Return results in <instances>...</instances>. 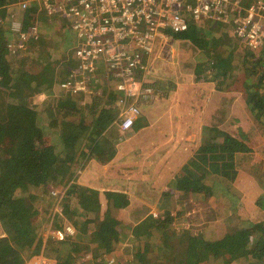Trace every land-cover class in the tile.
Instances as JSON below:
<instances>
[{
	"label": "trees",
	"instance_id": "16d2710c",
	"mask_svg": "<svg viewBox=\"0 0 264 264\" xmlns=\"http://www.w3.org/2000/svg\"><path fill=\"white\" fill-rule=\"evenodd\" d=\"M6 1L15 0H0V17L7 15L1 8ZM23 15L25 26L33 24V10H26ZM43 36L27 43L29 52L43 56V46L49 44ZM170 36L173 40L188 41L200 50L203 58L197 60L195 74L204 71L203 64L209 58L212 70L202 79L214 81L218 90H239L253 120L264 127V46L256 51L248 50L241 64L230 68L224 55L232 53L238 40L222 23L188 21L184 29L171 32ZM227 42L230 50L226 52L223 46ZM4 48L0 45V228L4 233L0 236V264H21L23 257L29 255L27 244L38 243L39 227L51 218L45 209L49 202L43 198L44 190L65 187L97 144H102L105 150L110 147L107 130L115 125L116 91L93 95L87 100L78 94H67L66 98L49 96L44 102L35 103L34 94L47 92L53 85L59 87L58 82L45 65L33 74L4 71L8 64ZM148 102L139 103L140 108ZM142 125L139 116L131 130L136 131ZM52 134L57 137L56 141L51 138ZM198 143L191 157L169 181L159 204L162 211L156 218L145 217L141 222L146 224L145 229L141 225L131 227L136 239L141 238L143 242L138 241L135 258L119 264H230L241 258L248 259V264H264V191L254 201L260 211L256 212L255 222H251L254 229L251 235L242 231L245 221L250 220L238 210L236 214L244 217V225L237 224L235 231H228L217 239H198L185 227L167 230L170 216L176 208V215L184 211L182 203L186 199L242 196L235 183L242 169L241 161L244 163L253 151L248 135L238 130L230 133L208 123L202 125ZM69 186L62 198L60 214L73 225L76 233L71 240L63 242L47 238L43 254L55 259L57 264H105V258L98 257L97 253L89 258L92 261L79 256L78 242H99L97 251L111 249L122 242L125 236L122 229L130 225L113 215L112 208L121 212L130 200L121 191H100L78 184ZM32 188L37 190L31 191ZM179 193L185 201L179 200ZM60 214L53 216L52 227L63 226ZM89 225H92L91 234H88ZM154 232L160 235L158 243ZM80 237L84 238L77 239ZM33 253L38 254L39 249Z\"/></svg>",
	"mask_w": 264,
	"mask_h": 264
},
{
	"label": "rangeland",
	"instance_id": "374dc122",
	"mask_svg": "<svg viewBox=\"0 0 264 264\" xmlns=\"http://www.w3.org/2000/svg\"><path fill=\"white\" fill-rule=\"evenodd\" d=\"M8 2L10 3L11 1ZM5 3H7V1ZM18 14L20 15L21 12H19ZM44 16L45 15L42 16L40 15V22L38 25L39 35L43 34L44 35L43 37L44 38L46 37V39L49 40V44L43 46L44 49L43 56H40L38 52H33V51L29 52L26 44L24 46L26 48H21V49L16 48L15 50H12V52H10L7 49L8 47L6 46V44L8 42L11 43L19 42L20 40L12 39L15 38V36L9 32L7 23L0 25V45L5 46L4 57L8 61V64L6 63L7 67L4 68V71L7 72L9 70L14 72L25 71L28 72L29 74L30 73L33 74L38 70H40L41 67H43V65L48 66L50 70V74L55 79V82H58L59 87L53 85L51 89H49V91L47 92L41 91L34 94L33 99L35 103H39V104L44 102V100H46L49 96L59 97L64 95L66 98L67 94H78L81 95L83 100L84 99L87 100L88 98H91L93 95H97V94L101 95V93H107L113 91L114 89L112 82H109V80L106 78V74L102 70L98 75V83L96 84L95 88H93L94 90H92L93 91L92 93L89 94H82L79 92L74 93L71 91H66L61 89L60 83L63 82L65 78H68L69 71L76 65V62L78 61V58L73 54L78 40L75 39V35L73 31L67 26L62 24L64 22L58 23L55 20L47 21L46 19L43 18ZM45 24L46 26H44ZM222 26L226 30L230 29L228 23L222 24ZM172 43H173L172 48L174 51L170 52V54H167L165 52V48L168 45H171ZM228 44L230 45V43L227 42L223 46V49L226 52L230 50ZM40 46L38 45V48H40ZM236 47L237 45H235L234 48L232 49V53L228 52L227 54L224 55V58H228L225 60L229 62L230 68L239 66L241 64L240 61L242 60L244 54H247L248 51L245 50L242 52H237L235 51ZM198 52L199 50L195 46H193L190 42L185 40L182 41L176 39L174 41L173 39H168L165 41V43H162V45L161 43H157L152 55V60L154 61L153 65L155 68L154 85H153L155 90L157 89L156 91L161 92V90L170 89V91H172L173 88H175L177 82L174 76L177 75V78H180L184 84L182 85L183 89H181V91H183L184 94L187 96L189 95V93H192L194 89L193 90L189 89V85L191 84V81L194 79L195 82H199L201 76H203V78H206L207 76L210 75L209 72H211L212 70L210 69L211 64L210 62H208L210 61V59L208 58V61H205V63L203 64L202 71L203 70L204 71L200 72L199 74L194 73L195 64L197 60L201 59L200 57L201 55H199ZM172 75L174 76L172 77ZM1 76L2 74H0V79ZM50 78L52 79V77ZM198 78L199 80H197ZM155 81L158 82L156 83ZM212 83L215 84V82ZM211 89L213 88L211 87ZM96 90H98V92H96ZM228 91L229 93L226 94V96H229L228 97L229 102L226 103V99H224L225 100L224 104L220 108H215L216 110L215 113L208 103L207 89L202 94L203 96L202 102H198L199 94L201 93V91L198 90L195 93H193V97L191 100L194 104L192 103V106L194 108L196 107L197 109L198 108L202 109L204 106H209L211 113L208 114L207 117H205L204 119H201L200 113L203 111L196 110L198 116L197 119L198 126L195 132V129L193 128L195 127V125L192 124V128L194 131L193 130L191 131L192 133L194 132L196 133L198 139V137H200L201 134L202 125L209 123V124H215L230 133L231 132L237 133L238 130V132L244 131L248 135L250 139V143L252 144L253 147V151L250 156L247 155V157H245L246 160L244 161V163L243 161H241L242 169H240L239 171L242 174L239 175L235 185H237L238 188L241 189L242 191L241 195L243 194L249 195V198L252 200L251 207L253 208V210L252 211L249 210L247 206L240 205V208L236 207L238 199H240L242 196L241 197L236 196V198L234 199L227 198L228 201L226 199V196L224 195H222L219 199H217L215 196H212V197H206L203 200H196V201H190L187 199L185 201L183 196H179V200L181 202L185 201L182 203L184 211L176 215L177 208L176 210H174V213L170 216L171 218H169V221L166 225L168 231H171L172 229L180 230L183 227H185L191 229L192 233L198 239L202 238L204 240H207L208 238L205 237V233L203 232L204 229L206 230L207 229L211 230L214 228L218 229L220 226L221 228H223L224 232L235 231L234 228L237 224L239 223L243 224L242 218L244 217L240 216L239 218L238 217L239 214L238 213L236 214L237 210L241 213V209H242V211L244 212L246 211L248 213L247 218L248 220H250V221L247 220L245 221L246 225L242 228V231L249 235L254 233V229L251 227V222H255V220L258 218L256 212L260 211V209L254 205V201L259 195H261L262 191H264V127H262L260 124H258L256 121L253 120L252 112L248 107V105L244 103L243 99L240 98L239 101H236V97H238L241 94V92L239 90H228ZM115 94L118 97V94L116 92ZM116 99L114 100V106ZM203 99H205V101H203ZM181 113L184 112L180 111L179 113L180 115L176 118V120H179L181 124H186L188 120L184 121L181 117ZM184 114L188 116L189 110ZM39 117H41V115ZM169 117L174 125V116L172 111L171 114L167 113V118L169 119ZM134 131L135 130H129L127 132H123L119 129V127L115 123V125L111 126L107 130V135L110 141L109 148H106L105 150L102 144H97V147L95 149L92 148L91 152L89 150L90 157L89 159H87V161L82 163L83 165L81 164L76 169L73 166V169H75L74 178H71L69 182L67 181L68 184L65 187L62 188V187L52 186L50 188V192L44 190L45 196L43 198L47 199L49 202L48 206H46L45 209L49 214H51V218L49 219V221L42 222V225L39 227L38 235L41 238L43 236L44 240L46 239L47 236L45 235V233L47 226L48 225L50 226L51 220L53 219V216L55 214H60L62 208L61 207L62 198L64 196L66 188L72 184L84 185L82 183V180H85L83 178V174H84L83 170L84 169L86 170L87 163L89 164V162H92L91 164H93V162H95L94 163L95 166H92L89 172V176L92 178V180H94L93 177H104L106 174L113 176L119 174L118 171L119 164L118 165L114 164L116 163L115 159L117 158L118 155H120V153H116L117 149H119L118 148L119 146H122L124 150L123 152L126 153L125 151L128 149L127 146L132 143L133 134L135 133ZM45 135L47 136L46 133ZM174 135L175 134L165 135L164 139H161L158 143L157 142L155 143L156 145L163 144L164 147L167 146L166 148L161 147V149L158 151L160 154H162L161 157L165 160L164 163L161 162L162 164H159V166H163V167H161L162 174L157 176L158 183L161 182L162 177L164 175L163 169L165 175H167V178L174 177V175L178 173L180 170L178 166V164L180 163H178L174 167L173 160L175 162L184 161L189 154V152L185 150L182 152V158H179L177 157L178 154H175L174 151L170 150L169 146L172 145V143L175 141H186V142L189 141L187 143H192V144L194 142H197V139L196 141H193L192 139H189V137L180 134L179 135L176 134L177 138L174 140V138L176 137V135L175 136ZM51 138L54 139V141L57 140L55 134H52ZM138 139L140 140L137 143L141 146L145 142H146L145 144L150 143V140L142 141L141 135L139 134L135 135L134 137V140L138 141ZM149 153L151 154V157L154 158L152 152ZM161 157L160 160L162 161ZM96 159L101 161V168L103 169L96 167L98 165L97 162L99 163V161ZM143 159L144 158L137 161L136 163H132L133 165L137 164L133 166V169L134 168L137 169L135 170L136 172H142V170L144 169V166L141 163ZM125 162L129 163L131 162V160L125 158ZM127 171L128 169L125 168L123 171L120 172V175L122 176L126 175ZM144 173H149V170L145 169ZM139 177L141 178L142 176L139 175ZM165 182L166 183L163 186L159 185V188H167V186H169L168 179H166ZM124 183L127 185L130 183V180L125 178ZM139 187L143 188V185H140ZM35 190L37 189L32 188L31 191H35ZM51 190H57L60 191V193L52 194ZM101 196L100 198L101 201L103 202V198ZM156 201L158 200H151L149 203L147 202L144 203V200L141 197L138 199L131 198L130 204L123 211L119 212V210L112 208L113 215L117 216L120 220H122V222H126V224L130 225V227L127 228L124 227L122 229V232L125 233V236L123 238L124 240L122 242L116 243L111 249L108 250L101 249L99 251L96 250V247L100 244L99 242L92 241V243H84L80 241L78 242V245L80 246L79 256L81 255L82 257H84V259L86 258V260L89 261H92L89 258L90 257L92 258V256H94L93 254L95 253H97L98 257L102 256V258L113 256V258H115L116 260V264H119L122 260L124 261L127 260L126 262H128V260L135 258L134 252L138 246V241L142 243L143 240L141 238L138 240L136 239L135 235L131 231V227L135 228V226L141 225V222L145 219V217L147 218L148 216H152L156 218L158 216L159 212L157 211L156 208H153L155 207L154 205ZM150 203L152 206H150ZM40 209L42 210L41 207ZM60 220L62 224L69 223V221L66 220V218H63L61 214H60ZM140 227L141 229H145L146 224L142 223ZM91 230H92V225H89L88 234H91L90 233ZM153 236L156 239L155 241L158 243L160 240V235L157 232H154ZM82 238L84 237H80L77 239H82ZM27 246L29 247L28 254H30V256L34 255L33 253L34 249L40 247L41 250L42 248L41 243L39 244V242L36 243L35 241L30 245L28 243ZM43 250L44 249L42 248V251ZM136 257L139 260H141L139 255H136ZM230 264H248V259L241 258L238 260H234Z\"/></svg>",
	"mask_w": 264,
	"mask_h": 264
},
{
	"label": "built area",
	"instance_id": "2783aa9c",
	"mask_svg": "<svg viewBox=\"0 0 264 264\" xmlns=\"http://www.w3.org/2000/svg\"><path fill=\"white\" fill-rule=\"evenodd\" d=\"M1 8L7 15L0 17V23H7L15 36L12 39L20 40L6 44L10 52L38 38L40 15L47 21L64 22L73 31L78 40L73 54L78 61L60 87L92 93L102 70L118 94L115 123L123 132L131 130L140 116L139 103L151 101L156 94L152 60L156 44L171 39L170 33L184 29L188 21L228 23L238 40L237 52L256 51L264 44V0H15ZM26 10L35 13L28 26L23 23ZM75 232L71 223L60 228L50 224L45 235L63 241ZM21 264L57 262L41 252ZM105 264H116V260L107 257Z\"/></svg>",
	"mask_w": 264,
	"mask_h": 264
},
{
	"label": "crops",
	"instance_id": "0c3cea01",
	"mask_svg": "<svg viewBox=\"0 0 264 264\" xmlns=\"http://www.w3.org/2000/svg\"><path fill=\"white\" fill-rule=\"evenodd\" d=\"M172 45L173 43L171 45H168L165 48V52L167 54H170V52L174 51L172 48ZM198 53L199 55H201L200 57L203 58L200 50ZM206 61H208V58L206 59ZM173 76L174 75H172V77ZM174 77L177 82H176L175 88H173L172 91H170V89L169 90L165 89V90H161V92H158L156 91L157 90L156 89L155 90L156 94L154 98L151 101H149L147 104L141 107L140 116L142 117L143 125L139 129L134 131L135 133L133 134L132 143L127 146L128 149L125 151L126 153L123 152L124 150L122 146L118 147L119 149H117L116 153H120V155H118L117 158L115 159L116 163H114V161L113 163L117 165L119 164L118 165L119 174L115 176L106 174L104 177H93L94 180H92V178L89 176V172H90V168H92V166H95L94 164L95 162H93V164H91L92 162H89V164L88 163L86 164L87 165L86 170L85 169H84L85 171L83 170L84 172L83 178L85 179V180H82V183L84 184L83 186H88V187L95 188L101 191L103 190L121 191L128 196L129 200L131 198L138 199L141 197L143 198L144 203L145 202L149 203L151 200H158V201L160 200L159 203L158 201L155 202V205H154L155 207L153 208H156L158 212L162 211V209L159 208V204L161 202V199L163 198V193L165 192V190H167V188H159V185L163 186L166 183L165 182L166 179H168V182H169L172 177L167 178V175H165L164 169H163L164 175L160 182L161 184L158 183L157 176L162 174L161 167H163V166H159V164H162L165 162V160L161 157L162 154H160L158 151L161 149V147L166 148L167 146L164 147L163 144L156 145L155 143L156 142L158 143L161 139H164L165 135H173V134L185 135L189 137V139L196 141L197 135L195 132L198 126L197 124L198 116H197L196 110L203 111L200 113L201 119H204L205 117H207L208 114L211 113L209 106H204L202 109L201 108L197 109L196 107L194 108L192 106L193 102L191 99L193 97V93H195L196 91L198 90L201 91V93L199 94L198 102H202V97H203L202 94L207 89L208 103L210 107L214 110V113L216 112L215 108H220L224 104L225 102L224 99H226V103L229 102L228 100L229 96H226V94H228L229 91L228 90H225V91L218 90L217 88H215L216 86L215 84L212 83L214 82L212 80L205 81L204 79H202L203 76H201V79L199 82H195V80L193 79L191 81V84L189 85V89L191 90L194 89V91L192 93H189V95L187 96L184 94L183 91H181V89H183L182 85H184L182 80L180 78H177V75ZM197 80H199V78ZM155 82L157 83L158 81H155ZM192 87H195V88H192ZM211 87L213 89H211ZM240 98L242 99L241 94L238 97H236V101H239ZM203 101H205V99H203ZM188 110H189V114L188 116H186L184 113H186ZM171 111L173 112V116H174V125L171 122L170 117L169 119L167 118V113L171 114ZM180 111L184 112V113H181L182 119L184 121L188 120L186 124H181L179 120H176V118L180 115L179 114ZM192 124L195 125V127H193L195 129L194 133H192L191 131L193 130ZM138 134L141 135L142 141L150 140V143L145 144L146 143L145 142L144 144H142V146L139 145L137 142H139L140 139H138V141H136L137 139L134 140L135 135H138ZM176 138H177V135L174 138V140ZM198 140H199V137L197 139V142H194L193 144L187 143L189 141L187 142L186 141H175L172 143L173 146L172 145L169 146L170 150L174 151L175 154H178L177 157L179 158H182L183 151L186 150L189 152L188 156L185 158L184 161L175 162L172 159L174 167L178 163H180L178 164V166L179 168H181V166L186 162V160L191 157L194 149L198 146ZM149 152H152L154 158L151 157V154ZM160 157L162 158V161L160 160ZM125 158H127L128 160H131V162L126 163ZM142 158H144L143 161H141V163L144 166V169L142 170V172H136L135 170L137 169L135 168L133 169V166L137 164L133 165L132 163H136ZM97 164H98L96 166L97 168L103 169L101 168V161H99V163L97 162ZM125 168L128 169L127 174L124 176L120 175V172L123 171ZM145 169H148L149 173H144ZM241 174L242 173L240 172L239 175ZM139 175L142 177L140 178ZM125 178L130 180V183L127 185L124 183ZM140 185H143V188L142 187L140 188L139 187ZM179 196H181L180 193H179ZM251 201L252 200L249 198V195L243 194L242 197L237 201L236 207L240 208V205L247 206V208H249V210L252 211L253 208L251 207V203H252ZM150 206H152L151 203H150ZM241 214L246 215V216L248 215V213L246 211L245 212L242 211V209H241ZM203 232L205 233V237L211 240V239H217L219 237H222L228 231L224 232L223 228L219 226L218 229L216 228L211 229V230L204 229ZM0 235H4L1 228H0ZM72 238L67 239V240H71ZM45 240H44V237L42 236V238L38 241L39 244L41 243L43 249H44L43 246L45 244ZM63 241H66V240H63ZM37 248L39 249V253L41 252L43 253L42 248L41 250H40V247H37ZM35 255L37 254H34L33 256ZM30 257H31L30 254L25 255L23 257V260L28 259Z\"/></svg>",
	"mask_w": 264,
	"mask_h": 264
}]
</instances>
